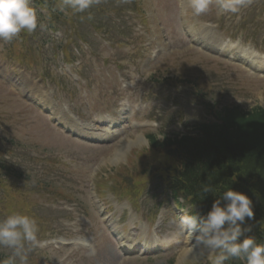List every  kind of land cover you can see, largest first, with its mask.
<instances>
[{
	"label": "clouds",
	"instance_id": "9594fccd",
	"mask_svg": "<svg viewBox=\"0 0 264 264\" xmlns=\"http://www.w3.org/2000/svg\"><path fill=\"white\" fill-rule=\"evenodd\" d=\"M100 3L101 0H61L59 10L85 13ZM211 3L212 0H189L193 15L197 17L208 12ZM250 3L251 0H216L219 11L225 14H239ZM87 18L91 20L93 17L89 14ZM38 27L41 31L47 29L32 0H0V40L10 43L21 32L32 34ZM259 104L264 107V100ZM202 192L217 193L211 184H204ZM193 207L182 208L185 215L180 222L188 240L198 233L195 235L196 245H203V249L197 253L195 245L189 246L184 253L186 262L199 264L206 249L209 264H226L234 258L244 264H264V243H258L254 236L245 235L252 230L246 219L252 220L255 216L253 201L246 193L225 188L206 215L188 214ZM38 232V222L32 216L13 212L0 219V249L8 250L0 258V264H29V256L38 246ZM241 237L244 238L241 240ZM156 239L159 242V238Z\"/></svg>",
	"mask_w": 264,
	"mask_h": 264
},
{
	"label": "rangeland",
	"instance_id": "374dc122",
	"mask_svg": "<svg viewBox=\"0 0 264 264\" xmlns=\"http://www.w3.org/2000/svg\"><path fill=\"white\" fill-rule=\"evenodd\" d=\"M43 14H45V12H43ZM159 16L162 17L161 13ZM171 33L173 35L170 36V53H169V55H166L163 58V60L158 63L159 66L153 68L152 70L156 74L161 75L162 78L164 77V75L168 74V75H170L176 79L177 75L179 73L186 72V71L193 73L194 70L192 68V63L190 62L189 59H187L186 54L182 53V49L185 47V43L181 39V36L177 32L174 33L172 31ZM40 35H41V33H40ZM46 35L47 34H45V36ZM26 40H28V41H26L22 44L23 47H21V46L16 47L17 50L20 53H22L24 50L23 49L24 46L26 44H28L30 49L25 50L26 54L27 55L35 54V50H37V47L34 45V43L37 41V38L32 39L31 36H27ZM175 41L177 43H174ZM17 43L19 44V41H17ZM6 54H7V57H10V58H15V56H16L13 53V50L11 48L6 51ZM201 59L202 58L199 55H195V57H194V60H201ZM206 60H209V58H207ZM202 69H203V67H202ZM204 71H206V70H204ZM194 74H195V76L200 75V73L197 71H195ZM201 76H202L201 85H204L206 83V81L211 82L213 79L212 76H211V79H208L206 76H204L202 74H201ZM247 78L249 79V77H247ZM243 79H245V78H243ZM249 84L251 87V89H249L251 91V94H253V96L255 98H257L258 94H257V90H255L256 87H252V86L254 84H257V86H262L264 84V82H261L260 80H257V79H254V80L249 79ZM252 88H254V89H252ZM146 89H147V87H145V90ZM165 93H167V92H165ZM170 94L173 95L176 93L170 92ZM10 103H9V99L5 98L2 94H0V114H3V116H5V117H9L11 115V109L13 107V104H15V103L14 102H10ZM14 107L15 108L12 109V111L14 113H18V115L15 117V119L13 121H11V123H8L9 125L7 126V128L10 129L8 136L10 139L13 140V142L19 143V145H21L22 147L33 146V145H29L28 139H20L25 133L29 132V128H27L24 125L25 122H27V118L25 116V111L23 109L19 108L18 105H14ZM35 141H37V140H35ZM124 141H126V140H124ZM143 142H144L143 139H141L138 144H134L131 148H136V149H132L131 152L137 151V150L145 147L146 144L139 146ZM52 144H54V146H52ZM120 144L111 146L110 148H108L107 151H104L102 154H100L99 149H97L96 153L99 154L100 156H104V155L108 154L107 156L104 157L103 162L100 166L102 171H106V172L111 171L115 166L119 165V162L123 161V159L125 157H127L126 154L128 152V149H124L122 151V153L118 154V159H116V160L112 159L111 154H113V153L115 154V152H117L119 150ZM38 146L40 147V150L48 151L50 153L63 152L65 150H67V148H63L58 144V139H55L54 143H51L50 140L47 142L46 140L42 139L38 143ZM124 147H126V146H124ZM69 148H71V146H69ZM144 197H146V196H144ZM80 200H81L83 205L87 204L86 199L83 195H81ZM1 206H2V204H0V207ZM55 222L58 223L57 221H55ZM184 251H186V247L181 249L176 254L169 256L167 261L171 260L170 264H189V262H186L184 260V256L181 257V255L184 253ZM163 261L164 260H161V262H163ZM167 261H165V262H167ZM123 264H160V262H158V260L151 261L149 263L148 262L130 263V262L124 261Z\"/></svg>",
	"mask_w": 264,
	"mask_h": 264
},
{
	"label": "trees",
	"instance_id": "16d2710c",
	"mask_svg": "<svg viewBox=\"0 0 264 264\" xmlns=\"http://www.w3.org/2000/svg\"><path fill=\"white\" fill-rule=\"evenodd\" d=\"M230 130H226L224 140L215 141V135L209 136L210 142L203 143L204 146L215 150L219 149L221 154L260 156L264 155V110H256L248 117L233 115L230 117ZM232 157V158H233Z\"/></svg>",
	"mask_w": 264,
	"mask_h": 264
},
{
	"label": "bare ground",
	"instance_id": "6f19581e",
	"mask_svg": "<svg viewBox=\"0 0 264 264\" xmlns=\"http://www.w3.org/2000/svg\"><path fill=\"white\" fill-rule=\"evenodd\" d=\"M134 137H136L137 139H136V140H131V141H124V142L120 145L119 150H118L117 152H115V154H114V153L111 154L113 160L118 159V154H119V153H122V151H123L124 149H129V148H128V145H129L128 143H130L131 146H132L133 144H135V143H137V142H139V141L141 140V139L139 138V135H135ZM124 146H126V147H124ZM119 151H120V152H119ZM186 251H187V250H186ZM186 251H184V253H185ZM184 253L181 255V257L184 256Z\"/></svg>",
	"mask_w": 264,
	"mask_h": 264
}]
</instances>
